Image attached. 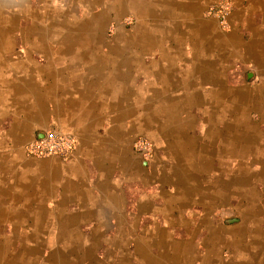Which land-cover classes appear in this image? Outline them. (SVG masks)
<instances>
[{
	"label": "crops",
	"instance_id": "1",
	"mask_svg": "<svg viewBox=\"0 0 264 264\" xmlns=\"http://www.w3.org/2000/svg\"><path fill=\"white\" fill-rule=\"evenodd\" d=\"M52 1L0 0V264H264V0H230L223 28L204 14L216 0H133L123 13L137 41L124 43L121 27L111 40L92 28L103 41L52 43ZM117 1L85 11L109 20ZM24 6L32 21L19 27ZM49 124L73 137L69 157L24 153ZM137 132L162 157H140ZM208 147L223 149L210 186ZM228 193L251 211L231 228L207 214Z\"/></svg>",
	"mask_w": 264,
	"mask_h": 264
},
{
	"label": "rangeland",
	"instance_id": "2",
	"mask_svg": "<svg viewBox=\"0 0 264 264\" xmlns=\"http://www.w3.org/2000/svg\"><path fill=\"white\" fill-rule=\"evenodd\" d=\"M87 3H88V0H67V2L64 1V0H53L52 1L51 7L49 8L50 9L49 11H51V15H50L51 16V20H50V22H51V26H52V35H51L52 43H54V42H58V43L76 42L74 40V35L69 32L71 29H69V30L67 29L68 27L69 28L74 27L75 24L76 25H78V24H81V25L87 24L88 26L84 27L82 31L84 33L83 35L88 36L87 34L89 32H91V30H90L91 27L90 26H94V25L96 26L97 23L91 22L92 18L88 17L89 14L90 15L93 14L94 10H91L90 12L85 11L86 8H87ZM33 4H34V7L36 8L35 11L37 13H38V11H39V14L43 12V3L37 4V3L33 2ZM77 4H83V6L85 8H83V7H81V5H77ZM211 4H212V2H211ZM209 5H210V3L206 4L205 8L207 6H209ZM76 6H78V7H76ZM19 11H20L19 12L20 18H18L19 19V21H18L19 23H17L16 19H14L15 25H17L19 27H23V26L25 27V26L31 25L30 21H32V19L27 16L28 12L26 10V7L25 6L23 8L21 7V9ZM39 14H38V16H40ZM121 14L122 15L117 16L115 18L112 17L109 20L108 19H102V20L101 19H97V20L95 19L96 22L101 20L100 24L102 25V30L106 32V39H110V40L113 39V38L115 39V37L117 35V29L120 28V27L123 28L127 32L126 35H124V34L121 35L120 39H116L117 43H119V42L124 43L125 41L127 42V36L129 35V33H132L135 30L134 28L136 27V23H137L136 22V17L132 13L131 14L134 17L130 13H121ZM204 14L206 16H208L205 13V11H204ZM227 16L225 17V24H226ZM208 17H211V16H208ZM160 21H161V23H163V19H161ZM36 23H37L36 24L37 27H39V26L44 25V24L47 25L48 21L46 20L44 22L43 17L42 18L39 17V18H36ZM89 23H92L93 25L89 24ZM151 23H152V19L151 18L146 20V25H150ZM219 25L222 28L224 27L221 24H219ZM65 27H67V28H65ZM40 28L42 29V27H39L38 29H40ZM77 28L79 30H81V26H77ZM85 28H87V29H85ZM147 29L152 31L153 28H147ZM42 35H44V34H42ZM12 36H13L14 40L21 41V40H24V38L27 37V31H26L25 37H24V35L22 36V33H20V34L19 33H17V34L14 33ZM103 37H104L103 35H99V34H97V36L95 37V34H93V41H96V40L97 41H99V40L103 41ZM166 37H170V35H167ZM45 41H48V39H46ZM147 43H148V46H149L150 45L149 42H147ZM104 50H105V47H103V45H101L100 52H102ZM157 56H158L157 52L154 51V52L151 53V55H148V58H155ZM227 76H229V75L227 74ZM253 82L254 81L248 80L245 83L249 85V84H252ZM227 84L228 85L236 84V86H239V83L236 82V81L231 82V83L227 82ZM231 89L232 90H237V89H234V88H231ZM261 128L264 129V126L262 125ZM134 136H135V138L138 137V136H144L149 141V143L151 144V152H150V154L148 156V157H151L150 160L153 157H162L161 150H160V148L155 146V142L153 141V139L149 138L144 133L141 134L139 132H137ZM212 149L213 150L215 149V150L212 152ZM260 150H262V148L259 147V146H256V153H254L255 157H257V156L258 157H263L264 151L259 153L258 151H260ZM221 151H223V149L220 148V147H216V148L208 147L207 185H209V186H210V182H212L213 178L216 176V171H217V170H214V167H213L214 166V161H213V166L210 165L209 158L211 157V155H213L212 157H222L219 154ZM223 157H233V156L224 155ZM234 157H237V155L235 154ZM252 157H253L252 153H250L249 155L247 154V155L243 156L242 162L243 163H251V161L253 159H255L254 157L253 158ZM255 161H256L255 162L256 164L259 162L257 159ZM234 163H235L234 161L228 162V167L232 166ZM228 167H227V169L230 170V168H228ZM234 171L235 170H231L230 172H228V174L232 175L234 173ZM218 177H219V175L216 177V179ZM232 177H234V176L232 175ZM232 177L227 178V182L228 183L231 181L230 179H232ZM154 184H155L154 181H152V182L149 183L148 187H151ZM262 190H264V189H262ZM259 191H260V187L257 186L256 187V192H258V195H261L263 193V191L262 192H259ZM228 194H229L227 196L228 199H226L223 203H219L218 200L216 202H213L211 200L212 203L207 204V214L209 213L210 218L214 220L213 221L214 224L223 225V226H226V228H231L232 226H235V224L238 223V221H240V219H242L243 216H246L247 214L248 215L251 214V211L237 209L236 205L238 203V200H237L236 195L233 194L231 196V193H228ZM209 195L210 194H208V197H209ZM208 201H210V200H208ZM221 205H223V206H221ZM255 212L258 214L257 217L259 218V226H260V228L262 230H264V207H261V209H259V210L256 209ZM230 218L237 219V221L235 220L236 222L225 224L224 223V219L227 220V219H230ZM244 234L246 235L247 231H245L243 229V227H241V226L235 227L232 230V235L235 236V237L238 236L240 238L241 236H244Z\"/></svg>",
	"mask_w": 264,
	"mask_h": 264
},
{
	"label": "built area",
	"instance_id": "3",
	"mask_svg": "<svg viewBox=\"0 0 264 264\" xmlns=\"http://www.w3.org/2000/svg\"><path fill=\"white\" fill-rule=\"evenodd\" d=\"M231 10L229 0H216L205 8V13L217 19L218 23L226 27L225 17ZM133 149L143 159H147L151 152V144L144 136L133 140ZM74 149V139L68 133L58 131L52 124L47 125L39 135H34L23 144L25 154L33 157L56 156L60 159L69 157Z\"/></svg>",
	"mask_w": 264,
	"mask_h": 264
},
{
	"label": "bare ground",
	"instance_id": "4",
	"mask_svg": "<svg viewBox=\"0 0 264 264\" xmlns=\"http://www.w3.org/2000/svg\"><path fill=\"white\" fill-rule=\"evenodd\" d=\"M91 1V3H93L94 5H96V3H97V0H90ZM110 2V1H109ZM131 3H133V0H131V2L129 1V0H118L116 3H115V5H116V7L114 6V4L112 5V4H108L109 6H112L113 7V9H115L116 11H115V13L116 14H120V13H123V12H125L127 9L126 8H128L129 7V5L131 4ZM132 7H135V5H132ZM56 12V11H55ZM105 17V13H101L100 14V18H98V16H92L91 18H92V20H91V22H95V23H97V25L95 26H90L91 28H90V30H92V28H95L96 29V31H98V30H101L102 29V25L100 24V21L102 20V19H105L104 18ZM97 19H101V20H99L98 22H96V20ZM65 21V20H64ZM74 22V21H73ZM102 23V22H101ZM75 24V23H74ZM89 24H92V23H89ZM93 25V24H92ZM77 26H81V30H79L78 28H77ZM86 26H88L87 24H84V25H81V24H78V25H76L75 24V26L74 27H71V28H67V27H65V28H67L68 30L69 29H71L69 32L71 33V34H73L74 35V40L76 41V42H79V43H81V42H92L93 43V34H90L91 32H89L87 35L88 36H85V35H83L84 33H83V28L84 27H86ZM78 29V30H77ZM85 29H87V28H85ZM95 29H94V31H95ZM67 31V30H66ZM85 31V30H84ZM95 33V32H94ZM97 36V34H95V37ZM129 36V35H128ZM127 36V42H130L131 40H135L136 38H137V35H132V36H129L128 37ZM144 36V35H143ZM91 37V38H90ZM70 40V39H69ZM141 40V39H140ZM145 40V39H144ZM97 41V40H96ZM96 41H94V42H96ZM136 41H137V39H136ZM65 42V41H64ZM143 42V41H142ZM141 42V43H142ZM144 42H146V41H144ZM90 44V43H89ZM111 44V43H110ZM131 45V44H130ZM139 45V44H138ZM141 45V44H140ZM142 45H143V43H142ZM144 45H145V43H144ZM143 47V46H142ZM141 48V47H140ZM142 49V48H141ZM141 52V51H140ZM139 52V53H140ZM107 53V52H106ZM117 53V52H116ZM123 53V52H122ZM105 54V53H104ZM99 55V54H98ZM116 55V54H115ZM120 55V54H119ZM114 56V55H113ZM129 56V55H128ZM109 58V57H108ZM113 58V57H112ZM121 58H123V57H121ZM126 58V57H125ZM116 59H117V57H116ZM124 59V58H123ZM134 59V58H133ZM124 61V60H123ZM237 102V101H236ZM174 123V125H175V122H173ZM218 136V135H217ZM216 137V136H215ZM237 137V136H236ZM212 138V137H211ZM166 140V139H165ZM188 141V140H187ZM178 144V143H177ZM176 144V145H177ZM213 144V143H212ZM190 146V145H189ZM177 148V147H176ZM176 150V149H175ZM231 151H233V150H231ZM226 153H227V151H226ZM229 154H230V152H229ZM232 154V153H231ZM211 195V194H210ZM214 195H215V193H214ZM237 235V234H236Z\"/></svg>",
	"mask_w": 264,
	"mask_h": 264
},
{
	"label": "water",
	"instance_id": "5",
	"mask_svg": "<svg viewBox=\"0 0 264 264\" xmlns=\"http://www.w3.org/2000/svg\"><path fill=\"white\" fill-rule=\"evenodd\" d=\"M236 219H234V218H230V219H227V220H225V222L226 223H229V222H232V221H235Z\"/></svg>",
	"mask_w": 264,
	"mask_h": 264
}]
</instances>
